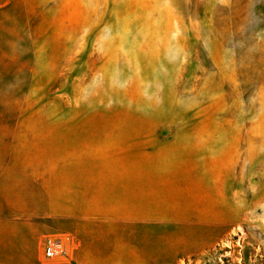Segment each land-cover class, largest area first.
Returning a JSON list of instances; mask_svg holds the SVG:
<instances>
[{
  "label": "rangeland",
  "instance_id": "374dc122",
  "mask_svg": "<svg viewBox=\"0 0 264 264\" xmlns=\"http://www.w3.org/2000/svg\"><path fill=\"white\" fill-rule=\"evenodd\" d=\"M12 163L61 174L62 227L0 264H264V0H0L4 217Z\"/></svg>",
  "mask_w": 264,
  "mask_h": 264
},
{
  "label": "crops",
  "instance_id": "0c3cea01",
  "mask_svg": "<svg viewBox=\"0 0 264 264\" xmlns=\"http://www.w3.org/2000/svg\"><path fill=\"white\" fill-rule=\"evenodd\" d=\"M37 165L39 167L30 168L25 164L12 163V168L5 174V176L11 175V180H8L6 200L8 207L13 212L12 216L4 217L0 215V254L9 255L5 259L19 260L26 253L28 259L31 260L32 247L36 243L38 235L43 231L62 227L63 187L61 174L59 173L56 176L57 185L54 186L53 192L47 191L43 179L45 174L43 167L39 163ZM148 169L150 168H144L145 171ZM141 174L142 168L135 164L134 167L118 169L116 174H106L105 178L107 181L116 179L119 190H122L123 193H134L138 187L137 181L142 180ZM93 181L92 176L84 188L86 217L94 215L93 210L87 211V205L96 204L95 198L98 196L95 191L99 189V186H95ZM70 188L68 205L72 210V207L76 205L74 198L79 197V190L72 192L75 185L69 186ZM122 204L126 205L125 202ZM52 215L58 219H55ZM69 218L76 220V211L69 213ZM23 259L25 260V258Z\"/></svg>",
  "mask_w": 264,
  "mask_h": 264
},
{
  "label": "built area",
  "instance_id": "2783aa9c",
  "mask_svg": "<svg viewBox=\"0 0 264 264\" xmlns=\"http://www.w3.org/2000/svg\"><path fill=\"white\" fill-rule=\"evenodd\" d=\"M72 237L69 234L46 235L43 243L44 257L53 260L65 256L71 250Z\"/></svg>",
  "mask_w": 264,
  "mask_h": 264
}]
</instances>
